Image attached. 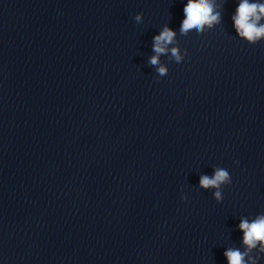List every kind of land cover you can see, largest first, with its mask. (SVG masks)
<instances>
[{
    "label": "clouds",
    "instance_id": "9594fccd",
    "mask_svg": "<svg viewBox=\"0 0 264 264\" xmlns=\"http://www.w3.org/2000/svg\"><path fill=\"white\" fill-rule=\"evenodd\" d=\"M184 19L181 24V33L186 34L191 29L203 31L205 25L211 27L214 23L219 22V13L214 12V6L211 0H188L184 6ZM142 14H137L135 20L141 21ZM264 18V4L249 3V0H241L236 15L233 17L234 26L241 38H244L249 43H256L261 37H264V24H260V20ZM175 33L168 27H165L161 33L154 37L153 50L157 55L150 59L152 65L158 63L159 54L165 53L166 46L173 42ZM172 54L177 62L181 60L178 50L172 49ZM161 75L166 72L164 67H160ZM232 179L230 173L224 168H216L214 175H202L200 177V187L203 189H217L214 196L217 200L222 197V185L231 184ZM182 200L186 197L182 196ZM240 230L243 231V243L248 249L255 248L257 243L261 245V250L264 251V216H259L251 223L247 220H242L239 224ZM246 253H241L239 250L229 249L225 252V256L229 264H245L244 256Z\"/></svg>",
    "mask_w": 264,
    "mask_h": 264
}]
</instances>
